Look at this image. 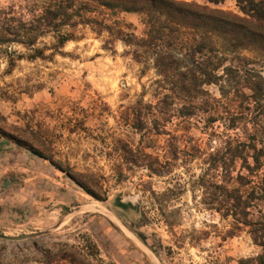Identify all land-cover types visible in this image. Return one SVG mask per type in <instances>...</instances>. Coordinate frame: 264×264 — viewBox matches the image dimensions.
I'll return each mask as SVG.
<instances>
[{"label":"rangeland","instance_id":"374dc122","mask_svg":"<svg viewBox=\"0 0 264 264\" xmlns=\"http://www.w3.org/2000/svg\"><path fill=\"white\" fill-rule=\"evenodd\" d=\"M32 1L0 8L27 19ZM178 1L241 14L238 0ZM92 16L102 24L65 28L74 36L57 51L53 32L39 37L43 57L0 47V264H77L65 254L129 264L134 244L104 247L99 221L110 219L156 264H259L264 89L247 106L211 84L189 106L127 42L144 35L139 14L99 7ZM243 56L236 65L259 73L264 88V53Z\"/></svg>","mask_w":264,"mask_h":264},{"label":"trees","instance_id":"16d2710c","mask_svg":"<svg viewBox=\"0 0 264 264\" xmlns=\"http://www.w3.org/2000/svg\"><path fill=\"white\" fill-rule=\"evenodd\" d=\"M206 1L216 5L225 0ZM99 7L141 16L144 35L140 38L130 35L127 42L141 48L142 55L152 56L162 83H170L172 91L182 92L187 105L193 106L196 95L211 84L218 85L221 92L232 90L247 106L261 100L262 77L239 64L247 60L244 51L264 53V0H238L241 14L178 0H33L26 7L30 14L27 19L12 6L0 8V47L18 43L33 50L32 57H43V50L35 47L39 37L53 32L56 39L53 49L57 51L74 36L65 32V28L102 24L92 16ZM103 28L111 30L107 25ZM13 61L11 57L10 62ZM242 73L247 76L242 78ZM32 152L43 157L36 149ZM258 160L254 158L255 162ZM237 179L244 180L245 176L238 174ZM80 186L96 196L84 185ZM258 190L257 196L264 200V179ZM237 199L242 202L241 197ZM243 203L247 208L249 202ZM261 230L258 240H264V222ZM63 256L70 258V262L91 264L85 259H74L73 254ZM258 263L264 264V254L259 256Z\"/></svg>","mask_w":264,"mask_h":264},{"label":"crops","instance_id":"0c3cea01","mask_svg":"<svg viewBox=\"0 0 264 264\" xmlns=\"http://www.w3.org/2000/svg\"><path fill=\"white\" fill-rule=\"evenodd\" d=\"M2 211L3 210H1L0 207V217L2 216L1 214H3ZM110 220L111 221L107 223V225L103 221H99L101 235L105 240L104 247L107 249V251L114 247L117 249V247H122V245H124L125 248H128V246L134 244V247L126 251L127 261H129V264H143L145 257L149 260V262H151V264H156L149 251H146V249L140 245L139 241L134 237V235H130L129 233L123 231L114 219ZM112 224H114L115 227H112ZM118 230H120V232L122 231L126 237L119 235ZM140 254L141 258H139Z\"/></svg>","mask_w":264,"mask_h":264},{"label":"bare ground","instance_id":"6f19581e","mask_svg":"<svg viewBox=\"0 0 264 264\" xmlns=\"http://www.w3.org/2000/svg\"><path fill=\"white\" fill-rule=\"evenodd\" d=\"M154 257V256H153Z\"/></svg>","mask_w":264,"mask_h":264}]
</instances>
